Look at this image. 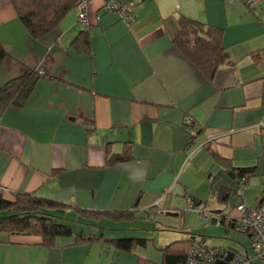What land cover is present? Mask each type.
<instances>
[{"label":"crops","instance_id":"obj_1","mask_svg":"<svg viewBox=\"0 0 264 264\" xmlns=\"http://www.w3.org/2000/svg\"><path fill=\"white\" fill-rule=\"evenodd\" d=\"M120 1L135 2L128 25L106 10L103 0H90L87 29L74 8L54 31L35 39L9 0H0V45L6 53L0 86L29 69L44 71L24 104L0 107L4 198L28 193L63 203L59 221L70 226L67 216L74 213L77 220L79 209L134 215L77 221L91 231L72 228V236L58 237L51 247L36 236L0 232V264H164L162 249L171 243L196 239L210 246L205 235L173 234L177 226L169 223L149 228L153 237L105 233L118 230L120 222L143 218L141 213L149 218V210L170 215L179 203L172 205V197L188 205L200 202L210 191V175L220 169L209 147L233 168L252 171L226 203L211 197L212 210L236 217L241 202L264 207V55L259 54L264 50V0L252 7L244 0ZM180 16L223 29L221 45L229 62L211 80L174 44ZM83 30H88L89 45L78 50L72 41ZM186 116L192 119L189 125ZM126 143L131 159L108 163ZM209 218L219 228L218 237L238 241L243 250L212 247L264 264L253 256L249 234L232 221ZM75 234L146 242L124 252L101 242L73 244Z\"/></svg>","mask_w":264,"mask_h":264},{"label":"trees","instance_id":"obj_2","mask_svg":"<svg viewBox=\"0 0 264 264\" xmlns=\"http://www.w3.org/2000/svg\"><path fill=\"white\" fill-rule=\"evenodd\" d=\"M76 1L9 0L28 34L35 39L44 38L54 31L60 20L75 8ZM178 22L180 31L174 40L176 48L206 79L211 80L217 69L229 62V53L221 45L223 29L185 16H180ZM87 31H81L74 38L72 41L74 48L85 50L88 47ZM259 54L264 55V50ZM259 54H255V56L258 57ZM5 56L6 53L0 45V65ZM37 77L36 70L29 69L1 85L0 107L5 109L13 105L21 106L24 104ZM208 150L213 164L220 166L215 174L210 175V195L216 201L226 203L230 198L239 194L242 185L247 182L252 171L245 168H233L228 160L222 158L211 147ZM131 156L130 144L126 143L125 149L120 154H114L108 158V163L127 161L131 159ZM191 203L195 207L202 205L201 202L193 200ZM65 207V204L58 201L28 193H17L13 200H8L4 198L0 189V232L9 235L36 236L41 239L42 245L51 247L58 237L73 235L72 227L59 221L63 218L61 214H64ZM77 211L80 214L77 221L81 223L89 222L92 219L97 220L101 215L112 220H129L134 217L133 211L106 213L82 209ZM208 211L218 215L220 217L218 219L222 223L228 216L219 210ZM191 240L174 242L162 249L164 264H184ZM81 242H101L116 250L130 252L137 246L145 245L146 240L143 238L105 239L98 235L80 236L75 234L71 243Z\"/></svg>","mask_w":264,"mask_h":264},{"label":"built area","instance_id":"obj_3","mask_svg":"<svg viewBox=\"0 0 264 264\" xmlns=\"http://www.w3.org/2000/svg\"><path fill=\"white\" fill-rule=\"evenodd\" d=\"M89 1L77 0L75 4L78 22L82 24L84 29H87L89 24L87 15ZM257 1L244 0L250 7L254 6ZM103 6L106 10L117 13L127 25L134 20V1L103 0ZM36 72L38 75H44L41 68H37ZM184 122L185 124H191V117L186 116ZM189 208L204 215L205 218L216 215L205 210L202 205L196 208L192 203H189ZM236 212V217L228 215L225 217L226 220L228 222L232 221L239 232L250 235L253 256L264 263V207H249L244 203H240L236 206ZM216 216L220 218L218 215ZM228 254L229 250L226 248L208 246L199 240L192 239L187 249L184 264H252L251 257L247 255L233 253L231 259L227 260Z\"/></svg>","mask_w":264,"mask_h":264},{"label":"rangeland","instance_id":"obj_4","mask_svg":"<svg viewBox=\"0 0 264 264\" xmlns=\"http://www.w3.org/2000/svg\"><path fill=\"white\" fill-rule=\"evenodd\" d=\"M211 165L209 167V170H212L210 172L214 173L215 168H212ZM187 195H190L191 197H196L194 194H190V193H188ZM171 196L173 195L171 194ZM172 199H173L172 205H175L178 202L179 203L177 206H174L176 207L175 212H168V213H171L170 215H160V214L157 215L155 211L149 210L148 211L149 218H147L146 213H141L142 210H140V213L144 215L143 218L138 217L134 221L120 222L118 223V226L116 227L118 230H115L114 232L106 230L105 231L106 235L111 236L112 234L115 233L116 235L115 237H121L124 235H127V236L138 235V236L150 237V234H151V237H153L154 235L152 234L151 229L149 228H151L152 226L160 227V224L158 223H161V224L169 223L168 225L175 224L177 226L176 230H173L175 232L173 234L180 235L182 232H184L186 234L193 233L195 235H205L207 236V239L209 240L208 243L210 246L222 245L223 247L229 246V247L238 248L239 250H243L242 244H240L238 241L235 242L232 240L222 239L218 237L220 235V232H219V228L217 227V225H213L209 217H208L209 219L205 218L204 215L198 213L195 210L190 209L186 200L181 198L182 201L180 202V200H176L175 197H172ZM198 200L201 202L205 210H212L216 206L215 201L211 199L209 190L205 192L202 199H198ZM178 212L180 213V216H177ZM74 215H75L74 213H70V215L67 216L68 218L67 221L68 223L71 224L72 228L74 229L80 228L82 232L91 231L90 227H83L77 224L78 222ZM70 218L73 221H71ZM162 218L168 220L169 222L168 221L165 222ZM246 245L248 246L249 243L248 244L246 243ZM251 252H252V249H251Z\"/></svg>","mask_w":264,"mask_h":264},{"label":"water","instance_id":"obj_5","mask_svg":"<svg viewBox=\"0 0 264 264\" xmlns=\"http://www.w3.org/2000/svg\"><path fill=\"white\" fill-rule=\"evenodd\" d=\"M168 214H171V213H168ZM232 256H233V252H232V251H229V254H228L227 260L231 259Z\"/></svg>","mask_w":264,"mask_h":264}]
</instances>
